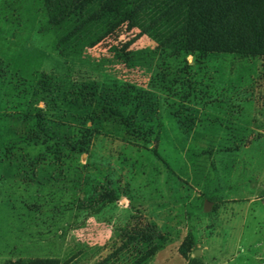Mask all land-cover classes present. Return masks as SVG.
<instances>
[{
  "label": "rangeland",
  "instance_id": "1",
  "mask_svg": "<svg viewBox=\"0 0 264 264\" xmlns=\"http://www.w3.org/2000/svg\"><path fill=\"white\" fill-rule=\"evenodd\" d=\"M28 257L264 264V58L127 23L56 49L42 0H0V261Z\"/></svg>",
  "mask_w": 264,
  "mask_h": 264
},
{
  "label": "trees",
  "instance_id": "2",
  "mask_svg": "<svg viewBox=\"0 0 264 264\" xmlns=\"http://www.w3.org/2000/svg\"><path fill=\"white\" fill-rule=\"evenodd\" d=\"M42 1L56 49L92 46L116 26L127 23L173 49L264 58V0ZM0 264L59 263L53 258L28 257Z\"/></svg>",
  "mask_w": 264,
  "mask_h": 264
},
{
  "label": "water",
  "instance_id": "3",
  "mask_svg": "<svg viewBox=\"0 0 264 264\" xmlns=\"http://www.w3.org/2000/svg\"><path fill=\"white\" fill-rule=\"evenodd\" d=\"M211 206H212V202H211V201H209V200H207V199H204V200H203L202 210H203L204 212L209 211L210 208H211ZM193 254H194L195 256H199V255H200V250H199V249H195V250L193 251Z\"/></svg>",
  "mask_w": 264,
  "mask_h": 264
}]
</instances>
